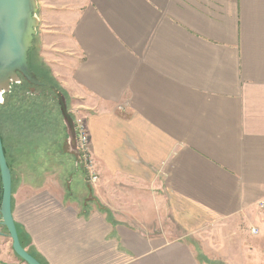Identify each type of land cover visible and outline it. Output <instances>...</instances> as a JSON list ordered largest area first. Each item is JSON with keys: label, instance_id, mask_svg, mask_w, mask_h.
<instances>
[{"label": "crops", "instance_id": "0c3cea01", "mask_svg": "<svg viewBox=\"0 0 264 264\" xmlns=\"http://www.w3.org/2000/svg\"><path fill=\"white\" fill-rule=\"evenodd\" d=\"M37 1L39 58L97 180L72 155L48 171L46 133L7 136L23 248L42 264H215L187 238L263 232L264 0ZM0 260L26 264L2 224Z\"/></svg>", "mask_w": 264, "mask_h": 264}, {"label": "rangeland", "instance_id": "374dc122", "mask_svg": "<svg viewBox=\"0 0 264 264\" xmlns=\"http://www.w3.org/2000/svg\"><path fill=\"white\" fill-rule=\"evenodd\" d=\"M37 32H39L38 28ZM33 42V46L29 53V63L38 73L42 75L48 74V72H50L49 67H46L44 62H41L38 55L40 47L38 33L35 35ZM50 77L54 84L57 85L56 80L52 76ZM28 90L31 91L33 88L25 82H21L17 85L15 84L12 86L10 92L4 95V101L0 104V134L2 138L4 154L8 166L11 168L10 170L13 169V156L10 153L8 144L9 139L7 140V136L15 138V141L18 142V128L23 131V127H19V125H23L24 127L26 125L27 128L35 133V135L41 131V133H46L48 138L52 141H57V147L52 146L48 152V154H51V156L49 155L46 161L48 171H54L56 169L58 164H56L53 157L54 155L59 154L60 156L72 155L75 159H77V161H79L78 173H81L80 171L84 170L81 163V157L78 154H72L68 150L66 142H64L66 140V137L64 136L65 127L62 122L56 95H34L28 93ZM21 136H23V134H21ZM31 136L33 135L31 134ZM20 138L21 137H19V139ZM16 142H14V144H17ZM59 142L62 143L60 144ZM69 168L70 164L68 165L67 169ZM74 171H77L76 167L74 168ZM95 182H91V184ZM89 186L90 185H86L84 189L82 188V194L84 192L85 194L89 193L87 197L91 198L92 192ZM231 229L232 228H230V230L228 228H221L217 231H219V236L225 235L227 237L229 236L228 234L234 233L231 231ZM241 229L243 232H245V229H248L249 231V226L242 227ZM213 231H215V229H213ZM246 237L247 241L245 243L236 242L237 240H234V242L217 243L218 241L207 242V239H203L204 242H200V239H187L198 250L208 249L207 251H212L211 256H213V259L208 260L215 262V264H264V231L256 234L248 232L246 233ZM243 251H246L247 253H244L242 256Z\"/></svg>", "mask_w": 264, "mask_h": 264}, {"label": "water", "instance_id": "95a60500", "mask_svg": "<svg viewBox=\"0 0 264 264\" xmlns=\"http://www.w3.org/2000/svg\"><path fill=\"white\" fill-rule=\"evenodd\" d=\"M39 22L37 0H0V104L11 85L20 83L21 78L34 85L41 84L28 61ZM52 88L66 129L69 149L78 153L74 119L67 107L65 95L57 87ZM0 182V224L8 231L15 255L26 264H42L23 248L18 237L11 205L12 174L4 154L1 134Z\"/></svg>", "mask_w": 264, "mask_h": 264}, {"label": "built area", "instance_id": "2783aa9c", "mask_svg": "<svg viewBox=\"0 0 264 264\" xmlns=\"http://www.w3.org/2000/svg\"><path fill=\"white\" fill-rule=\"evenodd\" d=\"M73 119L78 142V154L81 157V163L83 165L82 167L85 172L89 175L90 180L92 182H95L97 180V176L95 174H91L92 164L88 149L89 142L85 122L82 117H73ZM260 206L263 207L264 203H261ZM250 231L252 233H257V229L255 227H251ZM0 264L4 263L0 260Z\"/></svg>", "mask_w": 264, "mask_h": 264}, {"label": "flooded vegetation", "instance_id": "af4514ba", "mask_svg": "<svg viewBox=\"0 0 264 264\" xmlns=\"http://www.w3.org/2000/svg\"><path fill=\"white\" fill-rule=\"evenodd\" d=\"M28 60H29V55H28ZM29 65H30V63H29ZM30 67L36 73V76H37L38 80L41 81V84L40 85H34V84H31V83H29L27 81L28 85L33 88V90H31V91L28 90L27 92L30 93V94H34V95H45V96H51L53 94L55 95V92H54L52 87L53 86L56 87V86H55L54 82L52 81V79L50 77L51 74L48 72V74H43L42 75V74L38 73L31 65H30ZM23 81L26 82V80L21 78V82H23ZM20 83H18V84H20ZM13 85H15V84H12L11 88H12ZM76 154H78V153H76Z\"/></svg>", "mask_w": 264, "mask_h": 264}, {"label": "trees", "instance_id": "16d2710c", "mask_svg": "<svg viewBox=\"0 0 264 264\" xmlns=\"http://www.w3.org/2000/svg\"><path fill=\"white\" fill-rule=\"evenodd\" d=\"M31 48H32V47H31ZM31 48H30V49H31ZM29 53H30V50H29ZM28 61H29V60H28ZM23 82H25V81H23ZM25 83L28 84L27 81H26ZM55 86H56V85H55ZM56 87H57V86H56ZM57 88H58V87H57ZM58 89L60 90V88H58ZM9 92H10V91H9ZM0 192H1V190H0ZM0 196H1V193H0Z\"/></svg>", "mask_w": 264, "mask_h": 264}]
</instances>
